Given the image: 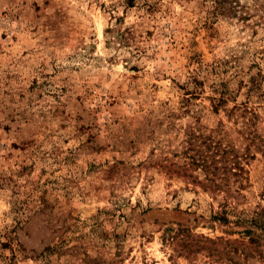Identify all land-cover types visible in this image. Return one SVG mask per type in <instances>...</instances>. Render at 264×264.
Listing matches in <instances>:
<instances>
[{"label": "rangeland", "instance_id": "rangeland-1", "mask_svg": "<svg viewBox=\"0 0 264 264\" xmlns=\"http://www.w3.org/2000/svg\"><path fill=\"white\" fill-rule=\"evenodd\" d=\"M0 264H264V0H0Z\"/></svg>", "mask_w": 264, "mask_h": 264}, {"label": "trees", "instance_id": "trees-1", "mask_svg": "<svg viewBox=\"0 0 264 264\" xmlns=\"http://www.w3.org/2000/svg\"><path fill=\"white\" fill-rule=\"evenodd\" d=\"M231 172V171H230Z\"/></svg>", "mask_w": 264, "mask_h": 264}]
</instances>
